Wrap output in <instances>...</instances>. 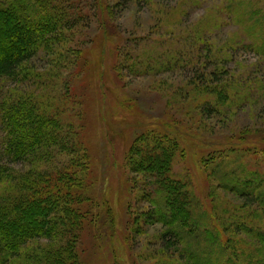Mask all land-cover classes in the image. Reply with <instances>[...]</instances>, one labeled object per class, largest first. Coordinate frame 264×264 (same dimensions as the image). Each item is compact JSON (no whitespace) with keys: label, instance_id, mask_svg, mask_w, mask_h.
Returning a JSON list of instances; mask_svg holds the SVG:
<instances>
[{"label":"trees","instance_id":"obj_1","mask_svg":"<svg viewBox=\"0 0 264 264\" xmlns=\"http://www.w3.org/2000/svg\"><path fill=\"white\" fill-rule=\"evenodd\" d=\"M129 1L0 0V264H95L101 246L112 240L111 207L93 194L87 132L97 92L88 91L85 76L79 80L90 64L80 61L85 48L77 45V33L97 24L100 38H118L115 17ZM224 2L233 20L254 33L253 43L209 42L217 16L161 49L143 37L132 39L129 50L126 39L114 47L112 89L120 91L127 76L175 70L181 75L176 85L167 84L171 99L189 108L197 104L202 117L226 119L223 107L252 101L228 64L241 48L253 46L264 57V12L245 0ZM45 58L48 66L40 70L39 59ZM70 72L75 76L68 84ZM182 155L177 138L154 126L132 139L125 156L130 189L145 202L131 208L129 201L126 228L134 235L160 226L153 264H264V174L244 164L211 166V190L200 199L188 177L173 175ZM215 184L242 207L220 196ZM245 214L257 229L237 220Z\"/></svg>","mask_w":264,"mask_h":264},{"label":"rangeland","instance_id":"obj_2","mask_svg":"<svg viewBox=\"0 0 264 264\" xmlns=\"http://www.w3.org/2000/svg\"><path fill=\"white\" fill-rule=\"evenodd\" d=\"M245 4L248 7L259 4L264 12V0H245ZM226 5L224 0H152L149 4L130 0L121 5L115 17V34L118 38H100L97 24L77 33L79 44H76L85 48L80 61L82 65H86L87 61L90 64L81 71L79 80L85 76L86 84L90 85L88 91H93V94L97 92V96L95 94L91 100L87 132L91 145L93 194L98 203H102L104 197L110 205L115 231L111 242L108 240L107 245L101 246L95 264L154 263L152 253L157 249L155 236L160 226L150 227L145 234L134 235L126 228L131 216L127 208L129 201L131 208L145 205L141 197L135 196L136 191H131V176L125 165L128 146L140 131L158 126L177 138L183 155L176 157L173 175L176 178L188 177L197 198L206 200L208 197L207 192L211 188L208 189L207 178L211 166L227 170L244 164L246 169L264 174V57L253 46L239 49L241 45H238L236 57L228 64L235 78L243 80L244 88L248 89L244 96H251L252 101H244L240 106L230 104L223 107L226 119L222 116L207 119L198 112L197 104L189 108L180 98L171 99L167 84H175L181 75L175 70L156 76H127L124 83L119 85L120 91L112 89L115 76L111 69L116 62L114 47L117 42L125 44L126 39L127 44L132 45V39L145 37L161 49L171 45L173 41L170 39H180L183 31L188 35L189 31L198 33L201 26L204 27L210 18L217 16L221 20L216 28L213 26L209 42L219 45L230 39L235 45L241 40L245 44L253 43L255 37L249 33H254L243 30L233 20ZM244 9L248 11V8ZM127 46L129 50L134 48V45ZM46 61V58L39 59L40 70H46ZM72 74L70 72L66 76L68 84L73 79ZM157 80H160L159 85ZM122 100L128 103L121 105ZM172 117L175 123L171 119L172 125L169 127V118ZM210 160H213V164ZM215 186L216 192L222 197L225 195L230 204L242 207V201L234 194H224L222 189ZM245 216L237 220H246V225L257 229L253 226V220L247 214ZM97 245L100 246V242L97 241Z\"/></svg>","mask_w":264,"mask_h":264}]
</instances>
